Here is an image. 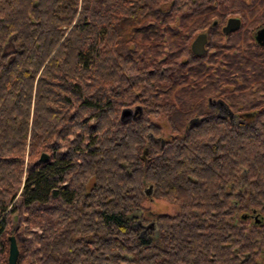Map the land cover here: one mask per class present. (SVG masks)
I'll return each mask as SVG.
<instances>
[{"label":"trees","instance_id":"1","mask_svg":"<svg viewBox=\"0 0 264 264\" xmlns=\"http://www.w3.org/2000/svg\"><path fill=\"white\" fill-rule=\"evenodd\" d=\"M262 27L264 0H0V264L12 234L17 264H264ZM146 185L179 207L149 235Z\"/></svg>","mask_w":264,"mask_h":264},{"label":"rangeland","instance_id":"2","mask_svg":"<svg viewBox=\"0 0 264 264\" xmlns=\"http://www.w3.org/2000/svg\"><path fill=\"white\" fill-rule=\"evenodd\" d=\"M225 41V42H224ZM212 43V41L210 42ZM226 43V38L223 39V44ZM208 49V48H207ZM216 49L213 48L212 49V53L215 52ZM211 106L214 110H216L219 114L221 115H230L232 116L231 111L229 110V108L227 107V105H225L224 103L221 104L220 101H212ZM135 107H133L134 109ZM158 123L161 124L163 126V133L166 137H171V131L169 128V125L167 123L166 118L161 117L157 119ZM149 185H146V188H148ZM143 206H144V212H145V216H142L141 213L142 211L139 210H133L131 217L134 223V226L137 229H141V233L144 235H149V231L152 229H155V224L153 225V217H154V213L156 214H176L179 211V207L173 203H170L164 199H160V198H156L153 196V194L148 197L147 199L144 200L143 202ZM148 211H152L153 212V217L152 215H146L148 213ZM253 214V213H252ZM257 215V213L255 214V216ZM258 218L260 217L259 215H257ZM142 218L143 221H142ZM149 218V219H146ZM256 220L255 217L249 218L247 221L251 223H253ZM15 222H17L15 220ZM139 223H141L142 225H140ZM154 226V227H153ZM148 229V230H147ZM147 230V231H146ZM23 264H31V261L28 262H24Z\"/></svg>","mask_w":264,"mask_h":264},{"label":"water","instance_id":"3","mask_svg":"<svg viewBox=\"0 0 264 264\" xmlns=\"http://www.w3.org/2000/svg\"><path fill=\"white\" fill-rule=\"evenodd\" d=\"M241 22L240 19L238 18H231L227 24V26L224 28V33L228 35L234 30H237L240 28ZM256 41L264 46V27L260 28L255 35ZM208 42V36L206 33H201L199 34L196 39L192 43V51L194 52L195 55H203L206 52V44ZM138 112L142 113V107L140 105L136 106L134 109L131 107L124 108L121 112V120L123 122H129L132 118L135 120L137 117L141 114L138 115ZM198 119H194L191 121V123L197 122ZM162 139V138H159ZM162 143L164 144V141L162 140ZM42 162H45L48 160V155L46 153L42 154L41 159ZM146 196L150 197L153 194V186L150 185L148 188L145 190ZM244 219H247L248 216L245 215L243 216ZM256 219L258 220V216H255ZM18 217H15V220L17 221ZM19 257V246L17 243V239L14 234L10 236V251H9V263L10 264H17Z\"/></svg>","mask_w":264,"mask_h":264},{"label":"flooded vegetation","instance_id":"4","mask_svg":"<svg viewBox=\"0 0 264 264\" xmlns=\"http://www.w3.org/2000/svg\"><path fill=\"white\" fill-rule=\"evenodd\" d=\"M230 19H231V18H230ZM230 19H229V20H230ZM229 20H228V22H229ZM228 22H227V23L225 24V26L223 27V32H224V28L227 26ZM240 22H241V20H240ZM241 24H242V23H241ZM240 27H241V25H240ZM238 29H239V28H238ZM238 29H237V30H238ZM237 30L232 31V32L229 33V34H232V33L236 32ZM255 35H256V34H255ZM207 36H208V35H207ZM255 39H256V38H255ZM207 43H208V42H207ZM257 43H258V42H257ZM258 44H259V43H258ZM259 45H260V44H259ZM261 46H262V45H261ZM263 47H264V46H263ZM206 49H207V44H206ZM221 104H222V102H221ZM140 113H141V112H138V115H139ZM137 118H138V117H137ZM131 120H134V119L132 118ZM131 120H130V121H131ZM135 120H136V119H135ZM141 211H142L141 215H142V216H145V215H144V214H145L144 210H141ZM255 213H256V212H254V213H253L254 215H252V216L250 215L248 218L255 217ZM154 214H156V213H154ZM146 215H152V217H153V212H152V211H148V213H147ZM154 216H155V215H154ZM154 218H155V217H153V219H152V220H153V225L155 224ZM255 218H256V217H255ZM143 219H144V218H142V221H143ZM146 219H149V218H146ZM132 222H133V220H132ZM139 224L142 225L141 223H139ZM133 225H134V223H133ZM153 227H154V226H153ZM147 230H148V229H147ZM147 230H146V231H147ZM151 230H152V229H151ZM151 230H150V231H151ZM35 264H38V263H35Z\"/></svg>","mask_w":264,"mask_h":264},{"label":"bare ground","instance_id":"5","mask_svg":"<svg viewBox=\"0 0 264 264\" xmlns=\"http://www.w3.org/2000/svg\"><path fill=\"white\" fill-rule=\"evenodd\" d=\"M44 163V162H43Z\"/></svg>","mask_w":264,"mask_h":264}]
</instances>
